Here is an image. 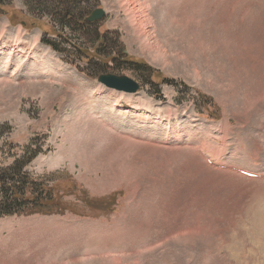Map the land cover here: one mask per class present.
Returning <instances> with one entry per match:
<instances>
[{"label": "rangeland", "instance_id": "1", "mask_svg": "<svg viewBox=\"0 0 264 264\" xmlns=\"http://www.w3.org/2000/svg\"><path fill=\"white\" fill-rule=\"evenodd\" d=\"M90 2L96 28L61 33L0 8V167L37 154L62 200L0 218V264H264V0ZM108 31L177 85L98 83Z\"/></svg>", "mask_w": 264, "mask_h": 264}, {"label": "trees", "instance_id": "2", "mask_svg": "<svg viewBox=\"0 0 264 264\" xmlns=\"http://www.w3.org/2000/svg\"><path fill=\"white\" fill-rule=\"evenodd\" d=\"M25 3L29 8L30 15H33L34 18L31 19L27 12L13 10L10 14V12L5 13L4 11V14L9 16L11 23H23L28 19L32 21L31 26L34 27L47 24L51 27L53 33H61L64 29L72 32L78 30L84 31L86 29L96 28L98 25V22H89L87 20L94 11L93 9L89 14L92 9L90 0H25ZM4 4L5 0H0V8ZM45 7H48L50 12L45 11ZM47 16L50 17L49 21L45 18ZM25 26H28L27 22H25ZM56 27H58L57 32L55 30ZM59 29L61 30L58 31ZM111 34L112 32L110 31L103 34L97 32L96 42L98 45L92 54L89 53L90 51L87 52L89 56L86 59L91 61L93 65H97L98 72L95 73V76L98 77L101 74L109 73L110 69L116 70L126 65L136 72L141 73V71H144L146 75L143 74L142 79L148 84L154 86L163 83L177 85V81L171 78H161V82H158L156 79L162 77L160 73L148 63L133 59L129 56L124 45L118 43V39L112 42ZM42 41L44 44L58 50L50 40L43 39ZM110 42H112L113 46H109ZM116 43L118 46H114ZM97 58L100 64L94 62V59ZM109 63H112L113 67H110ZM87 75L91 76L92 74ZM24 159V156H22L16 159L13 164L0 167V218L12 215L20 216L36 213L53 214L62 212V200L54 196L55 186L49 187L43 182L32 180L24 172L25 166L31 160L26 162Z\"/></svg>", "mask_w": 264, "mask_h": 264}, {"label": "water", "instance_id": "3", "mask_svg": "<svg viewBox=\"0 0 264 264\" xmlns=\"http://www.w3.org/2000/svg\"><path fill=\"white\" fill-rule=\"evenodd\" d=\"M106 12L102 8H97L93 13L87 18L89 22L100 21L104 18ZM98 83L102 84L108 89H113L120 92H125L129 94L138 93L141 88L140 83L127 75L124 74H114V73H105L101 74L97 78Z\"/></svg>", "mask_w": 264, "mask_h": 264}, {"label": "bare ground", "instance_id": "4", "mask_svg": "<svg viewBox=\"0 0 264 264\" xmlns=\"http://www.w3.org/2000/svg\"><path fill=\"white\" fill-rule=\"evenodd\" d=\"M254 83V82H253ZM79 93V92H78ZM77 99V98H76ZM89 112V111H88ZM247 118V117H246ZM106 124V123H105ZM106 126H108V125H106ZM112 128V127H111ZM246 129V128H245ZM235 131V130H234ZM258 133V132H257ZM103 135V134H102ZM208 136V135H207ZM236 139V138H235ZM116 140V139H115ZM208 142V141H207ZM213 143V142H212ZM234 144V143H233ZM197 145V144H196ZM195 153V152H194ZM236 153V152H235ZM232 156V155H231ZM243 160V159H242ZM220 168V167H219ZM236 168V167H235ZM184 194V193H183ZM165 231V230H164ZM113 260H116L115 258H113ZM93 261V260H92ZM87 262H91V261H86V262H82L81 264H83V263H87ZM104 262V261H103ZM116 264V263H115Z\"/></svg>", "mask_w": 264, "mask_h": 264}, {"label": "crops", "instance_id": "5", "mask_svg": "<svg viewBox=\"0 0 264 264\" xmlns=\"http://www.w3.org/2000/svg\"><path fill=\"white\" fill-rule=\"evenodd\" d=\"M77 260V258H74V260L73 261H76Z\"/></svg>", "mask_w": 264, "mask_h": 264}]
</instances>
